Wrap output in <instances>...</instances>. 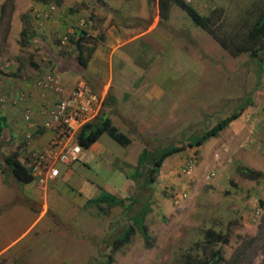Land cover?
<instances>
[{"label": "rangeland", "instance_id": "obj_1", "mask_svg": "<svg viewBox=\"0 0 264 264\" xmlns=\"http://www.w3.org/2000/svg\"><path fill=\"white\" fill-rule=\"evenodd\" d=\"M247 1L194 0L193 4L207 13L212 7L221 6L228 15L234 11L238 2L241 5L237 9ZM58 2L60 3L56 0H0V92L6 85L4 79L12 73V68H20L19 76H22L23 68L27 67L24 74L33 68L31 61L36 62V51H39L41 57L38 61L41 60L46 66L55 62L59 63V67L71 66L77 73L81 69L87 73V67L84 69L74 60L75 56L69 51H61L68 46V42L62 44L57 40L58 37L62 38L67 28L76 26L75 19L81 16L90 18L94 4L102 6L104 2L108 6L113 3L122 12L121 7L132 3L143 16L156 13L148 9L146 0ZM49 5H55V11L50 16L41 18L40 15ZM38 12L40 18L36 16ZM59 17L68 27L58 30V36H54L52 31L48 32V35H53L49 39H53L50 48L54 49L48 51L39 34L43 36L44 29L55 19L59 21ZM79 21L80 18L77 23ZM159 21L155 36L160 42L163 41V47L154 40L152 44L140 41L143 42V47L133 50L132 62L126 64L127 69L135 64L137 71L120 72L121 75L128 76L122 79V85L117 89L118 103L111 107L121 109L122 106L124 112L129 105L140 106L139 97L149 98L150 87L153 86L160 92L158 83L161 82L158 80L165 81L168 87L165 91L162 89V98L163 102L167 101V105L172 103L173 116L168 117L167 121L162 120L163 115L158 119L154 118V121L151 119L164 110L162 103L154 104L156 109L152 108L148 116H143L146 121L143 129L149 128L148 133H156L161 129L151 136L140 133L148 145L152 139H157L154 142L161 146L186 143L192 135L215 123L218 118L235 111L243 100L251 98L252 103L243 107L236 121L217 137L210 138L207 145L204 143L197 150L184 149L164 161L150 186V192L146 193L151 195V209L145 222L152 245L146 247L141 235L137 233L129 245L115 253L114 264H179V259H184L185 253L196 257L209 256L218 247H222L224 256V261L220 264L235 259H238V264H264V205L260 203H264V180L244 178L238 171V167L242 165L264 171V68L259 70L247 53L231 56L177 5L171 7L166 20ZM131 46L133 45L129 47ZM66 54L67 57L72 55L73 59H65ZM58 57L59 61L56 62ZM162 66L167 67V74L169 71L173 72L177 79L169 80L160 71ZM13 73L16 78L17 71ZM114 74L115 85L118 74L116 67ZM132 87L137 89L129 96ZM126 96L130 99L124 102L122 99ZM138 110L134 109L132 114L139 116ZM127 113H131V110L128 109ZM127 113L125 115L128 117L132 116ZM135 122L132 118L116 119L113 124L132 139L130 134L137 132L132 128V123ZM17 124L20 132L22 128L19 121ZM2 138L0 161L3 166V155L18 148L23 158L31 149L30 145L24 147L26 140L23 137L16 147L10 143L6 146L8 144L5 137ZM14 142L18 144L16 139ZM96 142L102 153L96 152L97 147L93 149L92 145L84 149L82 154L88 152L90 158L86 166L81 165L77 171L86 179L90 178L97 183L105 178V181L120 187L117 191L123 190V182L115 181L112 177L114 169L111 168L117 166L118 169H128L116 158L117 154L131 145L126 156L135 162L136 151L141 150L145 143L140 146L135 140L130 145L128 143V146L121 145L105 133ZM192 156L197 159L193 163V172L182 175L181 166ZM113 158L114 161L117 160L115 163L109 161ZM210 170H214L215 175L209 179L206 174ZM9 174L3 169L0 174V218L10 219L6 224H0V244L12 242L13 246L7 256L4 254L0 257L6 258L4 264H85L88 261L102 260L99 259L101 254L109 252L108 246L103 244V238L111 217L118 215L119 209H113L109 216L97 215L94 209H84L83 200L88 194L99 192L93 185H89L87 189L90 192L85 189L82 192L81 187H78L80 183H75V178H71L62 184H67V188L74 193L67 191L59 195L55 193L56 187L53 184L46 188L30 182L27 186L28 194H25L21 185H17L20 191L14 189ZM74 175L77 177L76 173ZM230 180L234 182V186L230 185ZM130 184L131 181H128V185ZM183 193L187 197H181L182 200L177 203L176 195L181 196ZM19 199L24 202L21 203ZM7 204L10 205L7 211L12 214L6 215L2 211L6 210L4 206ZM15 208L16 214L13 212ZM256 210H259L257 216ZM208 229L226 232L229 242L210 243L212 249L204 246L202 243L206 240Z\"/></svg>", "mask_w": 264, "mask_h": 264}, {"label": "trees", "instance_id": "obj_2", "mask_svg": "<svg viewBox=\"0 0 264 264\" xmlns=\"http://www.w3.org/2000/svg\"><path fill=\"white\" fill-rule=\"evenodd\" d=\"M56 1L60 3L58 2L59 0ZM193 2L194 0H146L148 9L151 12H156L157 10L160 20H166L169 17L173 5L179 6L191 17L196 25L206 30L218 42L221 48L231 56L247 53L259 70L264 68V0H248L244 6L237 9L241 5L238 2L234 11L228 15H226L225 9L221 6L212 7L207 13L199 10ZM75 25L74 32L69 34L68 43L74 45L77 49L74 59L81 66L86 67L92 57L96 44H90L88 39L91 37L82 28L83 26H79V22H76ZM235 101L238 100L236 99ZM251 103V98L243 100L238 104L235 111L218 118L215 123L206 127L198 134L192 135L186 143H171L161 146L154 142L157 139H152L150 145L143 141L145 145L138 154L136 162L132 164H125L124 162L128 169H118L122 173L123 178H128L131 181L134 187V191L131 194H117L114 191L106 189V185L111 183L107 182V180L105 181V178L100 179L98 182L100 185L105 184V188L96 182L95 184L99 186L100 190L93 197H86L83 200L82 206L84 209H94L97 215L109 216L113 209H119V213L111 217L107 232L103 238V244L108 246L109 252L101 254L102 257L99 259L102 260L97 259L94 262L88 261L85 264H114L115 253L126 245H129L137 233L141 235L144 245L151 247L152 243L149 239L148 225L145 222V217L151 209V203L149 201L151 195H147L146 193L150 192V186L155 181L156 174L159 173L165 158L182 149L190 150L199 147L208 139L217 137L222 130L236 121L243 110L242 108ZM103 105L104 100L97 114L82 125L75 134V140L81 146L82 150L89 148L104 133L121 145H127L130 142V138L112 123L110 116L103 110ZM30 122L33 124L32 120ZM4 125L5 120L1 119L0 133L3 131ZM33 126L34 124L31 127L28 126L25 121L24 134L26 132V134H30L28 138L25 134V140L32 137L33 133L31 132V128ZM81 159L64 166H68L70 169L75 164H80ZM2 161L5 163L3 170L8 169L7 173H10L20 185L34 181L30 166L26 164L29 160L26 157L22 158L18 150H13L11 153L3 155ZM58 168H61V164L58 165ZM238 171L244 178L264 180V171L262 170L242 165L238 167ZM60 173L61 171L59 169V174L56 177H59ZM76 175L77 177L75 175L72 177L76 181L79 180V176L82 179L86 178L82 174H78L77 170ZM68 180L69 177H66L65 182ZM92 182L94 181L92 180ZM230 185H235L232 180H230ZM184 194L186 195V193H183L181 196L176 195V197L182 200V198L187 197H182ZM260 203L264 205L262 201ZM205 235L206 240L202 243L204 246H210V243L213 242H219L221 244L229 242L226 232L208 229ZM210 248L212 249L211 246ZM221 248L218 247L212 250L209 256L204 255L202 257L185 253L184 259H179L178 262L179 264H220L224 261ZM225 263L238 264V259L228 260Z\"/></svg>", "mask_w": 264, "mask_h": 264}, {"label": "crops", "instance_id": "obj_3", "mask_svg": "<svg viewBox=\"0 0 264 264\" xmlns=\"http://www.w3.org/2000/svg\"><path fill=\"white\" fill-rule=\"evenodd\" d=\"M112 4H109L108 6H106L104 2H102V6H100L99 4H94L93 5L94 10L90 13V18H88L91 21L89 22L90 25L85 27V30L88 32V36L91 37L88 39V41L90 42V44L91 43L96 44V47L92 54V57L88 61V64L86 66L87 68L84 67V69L86 68L87 73L83 71L82 69L79 73H77L76 70H74V68H72L71 66L69 67L60 66L59 67L58 66L59 63L56 64L55 62L49 63V66L48 65L46 66L45 64L41 63V60L38 61V59L41 58L39 51H36V55H35L36 62L31 61V59L29 58V62L31 61V66L33 68L30 71H27L25 74L24 72L27 70V67L23 68V73L21 74L22 76L18 75L20 68L17 67L16 65H13L16 67L12 68L11 69L12 73L8 74V76L4 79L6 85L0 92V94H5L9 99V102H7L6 104L0 105V120L1 119L5 120L3 131L0 133V141H3L2 136H4L6 140V144H8L6 146H9V143L11 145H15V147L19 146V141H21L20 139L21 137H23L25 140V134L27 133L26 132L24 134L25 120L23 116L25 113H29L34 126L31 128V132L33 133V135L30 139L26 140V143H25L26 145H24V147L25 146L27 147V145H30V148L32 151H39V150L44 149L48 145L49 140L53 135V132L47 126L48 114L45 113L44 110L46 109V107H49L51 105L52 101L56 98V95L54 94L52 90H44L36 84V80L40 78L42 75H44L46 72H52V73L59 75V78L61 79L63 85L68 90L72 89V87L76 86L77 84L85 83L86 85H88L92 90L98 93L99 96H101L102 103L104 100V105L102 108L110 116V118L112 119V123H115L116 119H121V120L123 119L130 120L131 118L134 119L136 122L132 123L133 124L132 128L136 129L137 132H135L134 135L130 134L132 139H130V142L128 145L132 144L136 140V142L141 146V144L144 143L143 141H145L144 140L145 138L141 137L140 133L145 134V136H151V135H155L158 131L161 130L159 128V130L156 133L151 134V133H148L149 128H147V130L143 129L146 125L145 123L146 121H144L143 116H148L151 113V109L155 108L154 104L162 103V105L164 106V110L154 115L151 118L153 121L156 120L154 118L158 119L162 115L164 116V117L162 116L163 117L162 120H166V121L168 120V117L173 116L172 103H169L167 105V101L163 102V98H162L163 90L167 89L168 85L165 84V81H162V79L158 81L161 82L165 87L161 83H158V90L160 91L158 92L156 91L157 87L152 85L153 87H150L151 95L150 94L148 95L149 98L143 99L142 97H139L140 106H137L136 104L129 105L128 107H125L124 112H122V109H123L122 106H121V109L111 108L112 106L116 105V103H118L119 101L118 96H117V89L121 87L122 82H123L122 79H126L128 76L126 74L121 75L120 72L122 71L123 72H136L137 71V67L135 66V64H132V67L130 69L126 68V64L132 62L131 53L135 52L133 50L141 49L143 47L144 41L146 43L150 42L149 44H152V40L158 42L161 45V48L163 47V43H161L163 41L161 40L160 42L158 37L155 36L156 29L159 26V22H160L159 21L160 18L157 14V10H156L155 15H150L146 17V16H143L139 12V10L137 11L136 8L138 7L132 5V3L126 4L124 8L121 7V10H123L122 12H120L119 9L117 7H114ZM83 17L86 18L88 16H83ZM83 17L81 16L80 19ZM73 18L75 19V17ZM78 19L79 18L75 19V23L78 21ZM62 23H63L62 19L61 17H59V21L55 19L53 22H50V26L44 29L43 36L39 34V37L45 42L44 45L48 47L49 49L48 51H54L53 48H50L53 45V39H49V37L53 35L55 36L56 34L58 36L59 34L58 30L62 31V29H65L68 27V25H65V23L63 24ZM37 24L41 25L40 23H37ZM49 31H52L53 35H48ZM141 40H143V42H140ZM57 42H60L59 37H58ZM131 44L133 46L129 47ZM67 45L68 46L64 47V49H62L61 51H69L70 54H72L73 56H76L75 51H77V49L74 47V45H71L69 43ZM166 52L168 51H164V53ZM70 54H69V57L71 58L72 55ZM29 57H31V55H29ZM69 57H67V54H66L64 58L68 59ZM163 58H165V56ZM58 61H59V57L56 58V62ZM115 67H116V71L118 74H117L116 84L114 85ZM16 71H17V75H16V78H14L13 72H16ZM160 71H163L165 73V76L169 80L177 79V77L175 78L176 75H174L173 72L169 71V74H167L166 72L167 67L163 68L162 66V68H160ZM140 78L142 79L143 77L140 76ZM170 82H173V81H170ZM136 89L132 87L128 95L132 96V94L136 92ZM129 99L130 98L126 96L122 100L125 102V101H128ZM128 109L131 110V113H127ZM134 109H139L138 110V113L140 114L139 116H135L134 114H132V111H134ZM165 111L167 112L164 114ZM125 113L129 115L132 114V116L128 117V115H125ZM179 113L181 114L183 113V111ZM138 120H141V121H138ZM17 121H19V124L22 128L20 132H19L20 127L17 124ZM15 139L17 140L18 144L17 143L15 144L14 142ZM207 141L205 142V145L209 143ZM22 146L19 148H22ZM201 146L196 147V150L197 148L198 149L202 148ZM0 147H1V144H0ZM91 147H93V149L97 147L96 152H99V154L102 153L101 149H99L97 145V142L93 143ZM129 147H127L123 152L118 153L116 157L120 159L123 163L125 162V164L126 163L132 164L136 162V161L133 162V160H130L129 157L126 156V152ZM16 149L19 151L18 148ZM141 150H142V146H141ZM141 150L136 151V156H138ZM181 151H184V150L182 149ZM136 156L134 159H137ZM88 158H90V153L87 152L85 154H82V159L80 160L81 161L80 164L78 165L75 164L72 168L70 167V169L68 168V166L66 167L64 165H61V168H59L61 171L59 177H55L53 180H51L47 184L46 188L47 187L50 188L53 184L54 188L56 187L55 193H58L59 195L62 192L65 194L67 193V191L74 193L73 190L67 188V184H62V182L64 183L66 181V177L67 178L69 177V179H71L76 173L77 168H79L81 165L86 166ZM167 158H165V160ZM109 161L111 163H115L117 160L114 161V158H113V159H110ZM164 161L162 163V166L164 165ZM2 169H3V163L0 161V174L2 172ZM111 169H114L112 172L113 179L115 181L121 180L123 182L121 186L123 187V190L117 191V188H120V187H115L113 183L106 185L107 187L106 189H109L119 194H125V192L128 194H131L134 191V187L132 186V184L128 185V181L130 180L128 178H123L122 173L117 171L118 168L116 166L115 168H111ZM9 176L11 175L9 174ZM11 178H12L11 181L13 183L14 189L17 188L16 190L20 191L17 186L20 184L15 181L13 176H11ZM79 179H80L79 182L77 181L75 183H80L78 187L79 188L81 187L82 192H84L83 191L84 189L85 190L89 189L90 187L89 185H93V187H95L98 191L100 190L99 186L95 184L96 181L92 182L90 178L82 179V177L80 176H79ZM0 185L2 184L0 183ZM21 186H23L25 194H28V191H27L28 183L21 185ZM100 186H103V188H105L104 187L105 184H102ZM79 191L83 195L81 190ZM94 195L96 194H93V192H90L87 197H93ZM19 201L21 203L24 202L23 199L22 200L19 199ZM9 206L10 205L7 204L6 206H4L6 207V210H2L6 212V215H8V213L12 214L11 211H7ZM14 210L15 211L13 212L14 214H16L15 213L16 208ZM8 221H10V219L0 218V224L4 225ZM1 229L3 230V228ZM12 247H13L12 242H10V244H7V245L0 244V257L3 256L4 254H5L4 256H7V252ZM0 260H1L0 264H4V262L6 261V258H1Z\"/></svg>", "mask_w": 264, "mask_h": 264}, {"label": "built area", "instance_id": "obj_4", "mask_svg": "<svg viewBox=\"0 0 264 264\" xmlns=\"http://www.w3.org/2000/svg\"><path fill=\"white\" fill-rule=\"evenodd\" d=\"M55 9V5H49L46 11L40 15L41 18L50 16ZM39 14V12L36 13V16L39 17ZM88 22L89 19L82 18L79 21V26L85 27L89 24ZM66 32L60 39L62 44L68 42L69 34L74 32V28L69 27ZM36 84L44 90H52L56 95L51 105L44 110L48 114L47 126L53 132L48 145L39 151L29 149L25 154L26 159L29 160L26 164L30 166V171L34 176L33 182L46 187L59 174L58 165H68L82 158L83 150L75 140V134L82 125L97 114L102 106V99L85 83L77 84L68 90L59 75L52 72H46L36 80ZM7 102H9L8 97L5 94H0V105ZM23 117L31 127L33 124L30 122L29 113H25ZM26 137H30V134H26ZM195 161V156L190 157L181 166L180 173L190 175ZM214 175L215 171L210 170L206 174V178L210 179ZM185 196V194L182 195V197ZM175 201L178 203L180 198L176 197ZM257 214H259V210L256 211L255 216Z\"/></svg>", "mask_w": 264, "mask_h": 264}]
</instances>
